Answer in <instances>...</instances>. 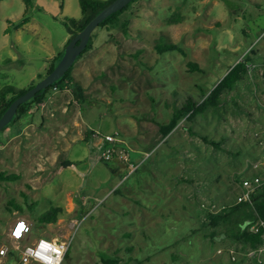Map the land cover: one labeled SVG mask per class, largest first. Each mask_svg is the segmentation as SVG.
<instances>
[{
    "label": "rangeland",
    "instance_id": "1",
    "mask_svg": "<svg viewBox=\"0 0 264 264\" xmlns=\"http://www.w3.org/2000/svg\"><path fill=\"white\" fill-rule=\"evenodd\" d=\"M32 1L0 0L1 87L24 90L43 79L72 36L63 19L82 16L80 0ZM24 16L31 28L22 27ZM161 36L187 53L158 52ZM241 60L248 70L220 104L161 132L177 105L205 99ZM72 74L82 103L65 81L29 112V124L20 119L0 132V249L19 253L36 237L71 234L63 264L111 255L119 264H258L229 256L241 244L209 214L217 213L211 201L242 191L236 173L248 152L264 150V0H135L116 23L97 26ZM114 131L131 161L104 160L103 134ZM55 206L58 219L40 223ZM19 217L33 230L16 241ZM7 260L0 255V264Z\"/></svg>",
    "mask_w": 264,
    "mask_h": 264
},
{
    "label": "trees",
    "instance_id": "2",
    "mask_svg": "<svg viewBox=\"0 0 264 264\" xmlns=\"http://www.w3.org/2000/svg\"><path fill=\"white\" fill-rule=\"evenodd\" d=\"M25 1L28 5H31L33 3L32 0H25ZM112 1L113 0H80V4L82 7V16L81 17L68 16L63 19V23L65 27L70 33H72V36L69 38L68 43L75 35H77L81 30L85 28L88 22L95 15H97L103 8H105ZM133 1L127 4L124 8L111 14L103 22H101L99 26L108 27L109 24L116 23V20L119 19L120 14L123 13L126 9H128V7ZM28 19H29L28 16H24V18L22 19L23 21L22 23L24 24L25 22L28 21ZM124 26L128 30V22H125ZM93 36H94V32L88 42L87 47L83 50L80 56H78L76 61L85 52H87L93 47ZM160 38L161 40L157 42L155 46L158 52L163 53L170 50H180L184 53H187L186 48L183 45H179L176 41H166L165 39H163L164 38L163 36H161ZM66 45L64 46L63 50L51 60L46 75H48L61 60V58L65 53ZM190 65L198 67V65L195 64V62H190ZM73 66L74 64L67 70L66 74L62 78L58 79L47 88L40 90L30 100L22 103L14 119L7 126H5L1 130V132H4L9 127H11L10 126L11 123L16 122L20 119H24L23 124L27 125V123H29L28 122L29 112L33 110L36 111L35 108L39 107V105L43 101L49 98V95L52 92V90L55 88V86L63 87L65 81H69L72 84H74L73 92L75 98L80 103H82L86 99V97L84 95V90L82 85L74 81V76L72 74ZM247 70H248L247 62L245 60H241L231 67V69L225 74V76L221 79V81L210 91V93L205 99L194 100L193 98L189 97L187 98V100H185L182 103V105H177L174 114L171 116L170 121L160 126L161 132L166 136L178 125L180 120L183 119L184 117L193 118L196 114L204 112L210 105L220 104L221 103L220 96L222 92L227 88H232L238 80L243 79ZM46 75H41V77L44 78ZM35 84L36 83H33L28 89L23 90V89H18L13 85H5L1 87V81H0V118L4 115L8 107L18 96L24 94L27 90L35 86ZM25 119L27 120L25 121ZM17 133H19L18 130H13L11 132V135H15ZM203 138L205 139V141L213 142V144L217 146L221 145V143L216 141L214 138H209L207 136H203ZM110 145L113 144L106 142L103 144L102 148L105 149ZM122 145L123 143H118L113 145L115 152L111 159L120 158V153L118 152V148L119 146ZM239 152L241 153V151ZM263 154H264V150L260 152L259 151L252 153L248 152L249 155V157H247L249 160L248 163L244 162L236 173V181L238 185L241 186L243 178L249 175V171L244 175L241 174V169L245 168L247 164H249V168H250V164L253 162V160L261 158ZM111 159L104 158V160H111ZM1 175L3 176L4 174L1 173ZM12 177H17V176L15 175ZM239 194L240 191L232 200L226 199L220 202L211 201V202H216L220 205H224V204L226 205L219 212L210 213L209 215L212 220L211 222L214 224V226L218 227L220 223L226 224V226L229 229V235L234 237L239 242V244H241L240 245L241 249L236 247L237 250H239L240 252L241 250L242 252H245L250 249L257 248L264 243V227H262L261 230L258 232L252 231L250 229L251 223L256 221L258 218L264 219V184L260 186V188L253 194V204L245 201L237 202V197ZM13 203L19 209L23 207L21 204L17 202H13ZM59 213H60V208L55 206L51 208V210H48L45 213H43V215L39 217V222L44 223V222L56 221L58 219ZM243 247L245 248L244 250L242 249ZM7 256H8V260L6 264H23L22 262H20V254L16 250L11 249ZM242 257L245 256L243 255ZM69 258H70V252L67 253L65 260L69 261ZM119 263H120V256L111 255V256H107L103 260V263L101 264H119ZM93 264H100V263L96 262Z\"/></svg>",
    "mask_w": 264,
    "mask_h": 264
},
{
    "label": "built area",
    "instance_id": "3",
    "mask_svg": "<svg viewBox=\"0 0 264 264\" xmlns=\"http://www.w3.org/2000/svg\"><path fill=\"white\" fill-rule=\"evenodd\" d=\"M56 87H58V86H56ZM103 140H104V143L109 142L113 145L118 144V143H123V140L120 137L119 131H114V132L103 134ZM113 145H110L105 149L102 148L104 158L111 159L113 157L114 152H115ZM126 147L127 146H123V145L119 146L118 152L121 153V158L124 161L129 162V161H131V156H130V153L127 151ZM129 167L131 168V171H135L137 169L138 165L135 162H131L129 164ZM263 184H264V154L262 155L261 158L253 160V162L250 164L249 175H247L243 178V181L241 183L242 191L240 192V194L237 197V202L245 201V202H250L251 204H253V194ZM225 205L226 204L220 205L216 202H212L211 209L214 212H218L222 208H224ZM21 224H23L24 227H23V229H20L21 235L19 237H17L14 233L19 229V226ZM76 224H77V222L75 223V225ZM262 227H264V219L263 218H258L256 221H254L253 223L250 224V229L252 231H255V232L260 231ZM32 230H33L32 224L26 218L19 217L14 222V224L11 228L10 235L16 241L25 240L26 238H29L30 234L32 233ZM41 240H47L49 242H52L53 240H55L57 242V246H59L60 244L65 245L66 251L64 252L62 262H61V264H63L65 261V258L67 256V253L69 252L71 245H72L73 236L71 234L69 236H67V238H64V239L60 238L58 236H53V237L39 236V237H36L35 239L28 242L27 244H25L21 248V250L19 252L20 262H22L23 264H40V262L33 259L32 256L27 253V250L29 248L35 249ZM224 251H226L224 248L219 249L220 253H224ZM8 253H9V250L7 248L2 247L0 249V255L1 256L8 255ZM227 253L234 260H237L240 253H241L248 260H252V261L255 260V262L258 264H264V243L257 248H253V249H250V250L245 251V252H240L239 250H237V248L231 247L227 250Z\"/></svg>",
    "mask_w": 264,
    "mask_h": 264
},
{
    "label": "water",
    "instance_id": "4",
    "mask_svg": "<svg viewBox=\"0 0 264 264\" xmlns=\"http://www.w3.org/2000/svg\"><path fill=\"white\" fill-rule=\"evenodd\" d=\"M133 0H113L105 8H103L97 15H95L77 35H75L70 42L66 45V50L57 64V66L43 79L35 84L32 88L27 90L24 94L18 96L8 107L4 115L0 118V132L7 126L15 117L19 111V107L22 103L30 100L40 90L47 88L58 79L62 78L67 70L74 64L78 56L87 47L88 42L101 22L109 17L114 12L124 8Z\"/></svg>",
    "mask_w": 264,
    "mask_h": 264
},
{
    "label": "clouds",
    "instance_id": "5",
    "mask_svg": "<svg viewBox=\"0 0 264 264\" xmlns=\"http://www.w3.org/2000/svg\"><path fill=\"white\" fill-rule=\"evenodd\" d=\"M66 247L64 244L57 246V242L53 240H41L35 249L29 248L27 253L40 264H61Z\"/></svg>",
    "mask_w": 264,
    "mask_h": 264
},
{
    "label": "crops",
    "instance_id": "6",
    "mask_svg": "<svg viewBox=\"0 0 264 264\" xmlns=\"http://www.w3.org/2000/svg\"><path fill=\"white\" fill-rule=\"evenodd\" d=\"M30 23H31V22H30V20L28 19V21L25 22V23L23 24L22 27H23L24 29L27 28V27L31 28V27L29 26V25H31ZM36 25H37V24H36ZM36 25H34V28H35V29H33L34 31L38 30L39 27H40L39 25H37V26H36ZM7 30H8V29L5 28L6 33L8 32ZM18 30H20V28H19ZM29 123H30V122H29ZM29 123H28V124H29ZM103 144H104V143H103ZM130 156H131V155H130ZM131 158H132V157H131ZM117 159H119L120 161H122V159H120V158H117ZM46 236H47V237H51V236H48V235H46ZM52 237H53V236H52Z\"/></svg>",
    "mask_w": 264,
    "mask_h": 264
},
{
    "label": "snow or ice",
    "instance_id": "7",
    "mask_svg": "<svg viewBox=\"0 0 264 264\" xmlns=\"http://www.w3.org/2000/svg\"><path fill=\"white\" fill-rule=\"evenodd\" d=\"M23 227H24V225L21 224V225L19 226V229L14 233L17 237H19V236L21 235V231H20V229H23Z\"/></svg>",
    "mask_w": 264,
    "mask_h": 264
}]
</instances>
